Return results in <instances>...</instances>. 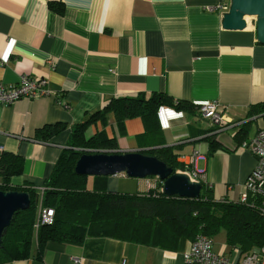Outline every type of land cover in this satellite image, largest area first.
Returning a JSON list of instances; mask_svg holds the SVG:
<instances>
[{"label": "crops", "instance_id": "0c3cea01", "mask_svg": "<svg viewBox=\"0 0 264 264\" xmlns=\"http://www.w3.org/2000/svg\"><path fill=\"white\" fill-rule=\"evenodd\" d=\"M221 2L229 7V0H0V83L12 86L28 75L45 80L49 91L0 105L2 153L23 160L22 173L10 183L42 187L68 148L73 126L110 98L161 92L193 107L160 108L158 136L138 140L144 132L138 117L126 120L119 133L109 113L105 122L91 123L85 137L103 131L115 138L113 151L122 152L147 151L159 139L184 166L180 173L190 172L188 157L196 153V180L210 185L216 200L237 201L256 164L242 143L264 128L261 116L247 113L264 102V45L250 17L242 31L222 29L223 13L206 10ZM212 101L240 126L212 132L194 108ZM55 125L61 126L57 133L35 138ZM133 179L123 173L94 182L108 192L144 193L157 180ZM221 240L212 239L213 250L241 264L245 254L227 246L225 234ZM189 243L164 249L93 237L81 244L48 242L38 257L0 264H74L73 258L81 264H185Z\"/></svg>", "mask_w": 264, "mask_h": 264}, {"label": "trees", "instance_id": "16d2710c", "mask_svg": "<svg viewBox=\"0 0 264 264\" xmlns=\"http://www.w3.org/2000/svg\"><path fill=\"white\" fill-rule=\"evenodd\" d=\"M164 107L185 110L193 105L161 92L112 97L99 110L76 123L69 136L68 148L62 150L50 176L42 184V204L54 211L53 223L40 224L36 230H33L38 195L36 187L12 185L10 179L22 173L23 160L17 155L2 153L0 191L28 193L31 205L28 210L14 214L2 237L0 262L38 257L48 242L81 244L88 238L108 237L175 249L184 240L191 242L197 236L212 240L221 230L224 231L226 245L242 254L260 249L264 242V213L260 211V202L256 198L249 196L244 203L216 200L212 188L201 182L197 199L166 196L161 192L162 183L158 179L157 186L144 193L108 192L97 182L89 190L88 176L75 174V163L82 154L100 150L112 152L117 148L115 138H108L103 131L86 138L85 131L91 123L97 120L105 122L111 113L119 133H123L125 121L138 117L144 124V132L138 136L141 140L159 135L158 111ZM247 113L250 117L261 116L264 119V102L251 105ZM60 129V125L46 126L36 132L35 138L46 140ZM150 146L156 147L144 151L146 155L163 161L173 173L179 169L185 171L172 150L163 148L159 139ZM104 179L102 176L94 177V181Z\"/></svg>", "mask_w": 264, "mask_h": 264}, {"label": "water", "instance_id": "95a60500", "mask_svg": "<svg viewBox=\"0 0 264 264\" xmlns=\"http://www.w3.org/2000/svg\"><path fill=\"white\" fill-rule=\"evenodd\" d=\"M247 17L253 19L257 43L264 45V0H229L228 10L221 17V27L228 31H242L247 27ZM74 172L92 177L123 173L135 179L155 177L162 183L161 192L166 196L197 199L201 192L199 182L192 181L186 173H173L166 163L142 150L84 153L76 161ZM30 205L28 193L0 191V248L14 214L28 210Z\"/></svg>", "mask_w": 264, "mask_h": 264}, {"label": "built area", "instance_id": "2783aa9c", "mask_svg": "<svg viewBox=\"0 0 264 264\" xmlns=\"http://www.w3.org/2000/svg\"><path fill=\"white\" fill-rule=\"evenodd\" d=\"M207 11H218L224 13L228 10V4L221 2L215 7H207ZM49 94L46 87V81L34 80L28 75H22L15 85H6L0 83V105H10L20 100H34L40 97H45ZM197 112L201 120L205 121L212 132H222L237 128L241 123H232L226 119V109L216 101L208 102L197 107ZM244 148H247L256 157V164L251 174L246 179L244 184V192L239 196L238 200L244 203L251 196L260 202V211L264 213V128L258 129L252 138L245 140L242 143ZM3 148L0 146V155ZM196 153H192L188 157V165L190 172L186 174L192 181L196 180L198 172L195 168L197 158ZM184 159V156H181ZM189 169V168H188ZM210 186V185H209ZM37 216L34 228L40 224L51 225L54 220V211L51 208L45 207L42 204L43 187H37ZM185 264H230L231 260L227 255L217 254L213 250L212 240L206 236H197L189 243L187 250L184 253ZM263 257V259H261ZM74 264H81L82 260L73 258ZM241 264H264V242L260 249H254L250 254H245Z\"/></svg>", "mask_w": 264, "mask_h": 264}, {"label": "rangeland", "instance_id": "374dc122", "mask_svg": "<svg viewBox=\"0 0 264 264\" xmlns=\"http://www.w3.org/2000/svg\"><path fill=\"white\" fill-rule=\"evenodd\" d=\"M251 21V20H253V19H248L247 21ZM253 135L254 134H250V136L248 137V139H250V138H252L253 137ZM245 149H247V148H245ZM247 151H249L250 153H251V151L249 150V149H247ZM252 154V153H251ZM253 155V154H252ZM254 156V155H253ZM255 157V156H254ZM118 177H121V176H118ZM88 179H92V180H89V181H91V183H94V177H92V176H88ZM134 181H137L136 179H133ZM157 183H158V180H155V183H154V186H153V188H151V189H154L156 186H157ZM87 189H89V190H91V189H93V187H92V184H90V183H87ZM150 189V190H151ZM127 191V190H126ZM134 192V191H133ZM132 192V193H133ZM119 193H125V192H122V191H119ZM132 193H127V194H132ZM37 209H38V205L36 204V216H37ZM33 230H36L34 227H33ZM223 235H224V233H223V231L221 230L214 238H213V240L215 241L216 240V243H220V242H223V240H221L222 239V237H223Z\"/></svg>", "mask_w": 264, "mask_h": 264}]
</instances>
